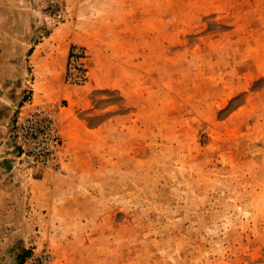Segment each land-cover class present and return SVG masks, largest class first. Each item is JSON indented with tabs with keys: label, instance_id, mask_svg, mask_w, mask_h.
I'll use <instances>...</instances> for the list:
<instances>
[{
	"label": "rangeland",
	"instance_id": "obj_1",
	"mask_svg": "<svg viewBox=\"0 0 264 264\" xmlns=\"http://www.w3.org/2000/svg\"><path fill=\"white\" fill-rule=\"evenodd\" d=\"M18 256L264 264V0H0V264Z\"/></svg>",
	"mask_w": 264,
	"mask_h": 264
},
{
	"label": "built area",
	"instance_id": "obj_2",
	"mask_svg": "<svg viewBox=\"0 0 264 264\" xmlns=\"http://www.w3.org/2000/svg\"><path fill=\"white\" fill-rule=\"evenodd\" d=\"M86 57V53L79 46L73 45L70 47L65 65V75L66 78L72 83L85 82L87 76L85 65ZM50 128L53 130L51 126ZM58 144V138L48 132L46 135H44L41 144L38 142V144L34 143V145L31 146L30 152L33 154L32 156L40 157L45 155L49 149L57 148Z\"/></svg>",
	"mask_w": 264,
	"mask_h": 264
},
{
	"label": "trees",
	"instance_id": "obj_3",
	"mask_svg": "<svg viewBox=\"0 0 264 264\" xmlns=\"http://www.w3.org/2000/svg\"><path fill=\"white\" fill-rule=\"evenodd\" d=\"M22 259L20 256L17 257V262L20 264L22 262Z\"/></svg>",
	"mask_w": 264,
	"mask_h": 264
},
{
	"label": "crops",
	"instance_id": "obj_4",
	"mask_svg": "<svg viewBox=\"0 0 264 264\" xmlns=\"http://www.w3.org/2000/svg\"><path fill=\"white\" fill-rule=\"evenodd\" d=\"M69 44H70V43L68 42L67 46L65 47V49H66V54H67V49H68Z\"/></svg>",
	"mask_w": 264,
	"mask_h": 264
}]
</instances>
